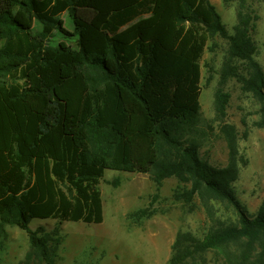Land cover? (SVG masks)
I'll return each instance as SVG.
<instances>
[{"label": "trees", "instance_id": "obj_1", "mask_svg": "<svg viewBox=\"0 0 264 264\" xmlns=\"http://www.w3.org/2000/svg\"><path fill=\"white\" fill-rule=\"evenodd\" d=\"M250 29L242 18L229 34L211 0H0V238L8 225L27 232L18 264H57L60 231L32 219L104 221L109 169L148 174L158 189L176 177L190 184L186 201L206 190L224 207L209 209L202 236L178 232L168 264H264V204L251 215L235 194V144L226 166L201 154L214 136L200 103L213 36L230 40L223 78L264 104ZM56 32L76 44H53ZM229 97L216 94L222 114Z\"/></svg>", "mask_w": 264, "mask_h": 264}, {"label": "rangeland", "instance_id": "obj_2", "mask_svg": "<svg viewBox=\"0 0 264 264\" xmlns=\"http://www.w3.org/2000/svg\"><path fill=\"white\" fill-rule=\"evenodd\" d=\"M221 14L229 34L242 18L250 19V34L256 44L255 59L264 71V0H211ZM65 27L73 31L65 14ZM41 28L39 22L35 23ZM76 37L56 32L53 44ZM230 59V40L213 36L201 60L200 103L203 114L214 126L213 139L201 148V154L217 166L228 165L232 144L239 160V177L233 182L239 201L253 215L264 204V104L242 89L236 77L223 78ZM230 64L246 73V62L232 59ZM218 90L229 93L225 113L217 108ZM190 184L176 177L166 179L160 189L148 174L107 170L101 181L104 203L102 223L71 222L34 218L32 229L45 226L58 229L62 236L57 264H168L172 244L181 230L202 236L210 226L209 209L224 207L212 194L202 190L191 201L182 194ZM150 208L151 217L136 212ZM30 248L27 232L8 225L0 238V264H18Z\"/></svg>", "mask_w": 264, "mask_h": 264}]
</instances>
